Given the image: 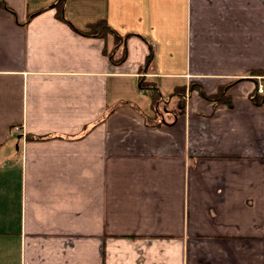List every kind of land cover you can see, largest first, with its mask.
<instances>
[{"label":"crops","instance_id":"crops-1","mask_svg":"<svg viewBox=\"0 0 264 264\" xmlns=\"http://www.w3.org/2000/svg\"><path fill=\"white\" fill-rule=\"evenodd\" d=\"M260 83L264 0H0V264H264Z\"/></svg>","mask_w":264,"mask_h":264},{"label":"trees","instance_id":"trees-1","mask_svg":"<svg viewBox=\"0 0 264 264\" xmlns=\"http://www.w3.org/2000/svg\"><path fill=\"white\" fill-rule=\"evenodd\" d=\"M88 25H89L88 26V32H91V33H104V34H106L108 32H112L116 36L117 43L120 42L121 36H119L118 32L107 23L106 19H98V20H95L93 22H90ZM143 86L145 88H147V90H148V92H149V94L151 96V99H152V105L155 107L158 104V102L162 99L161 93L159 92V90L156 87V85L151 83V82H144ZM182 89L183 88L178 87V88H176L174 90V92L171 93L172 95H176V94L177 95H181V99L182 100H180V103H179L180 104L179 107L181 109V112L184 110V106H185L184 105V98H182V96H184V93H182ZM207 97L209 98L210 95L207 96ZM216 97L217 98L218 97L223 98L224 95L222 93H219V94L216 95Z\"/></svg>","mask_w":264,"mask_h":264},{"label":"built area","instance_id":"built-area-1","mask_svg":"<svg viewBox=\"0 0 264 264\" xmlns=\"http://www.w3.org/2000/svg\"><path fill=\"white\" fill-rule=\"evenodd\" d=\"M257 91H258L259 93H263V92H264V86H263V84H261V83L259 84ZM15 129L18 130L19 127L16 126Z\"/></svg>","mask_w":264,"mask_h":264}]
</instances>
